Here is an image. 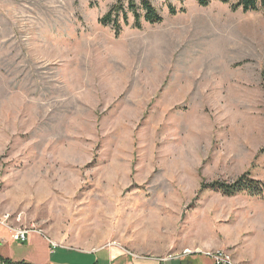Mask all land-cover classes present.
<instances>
[{
	"label": "rangeland",
	"instance_id": "374dc122",
	"mask_svg": "<svg viewBox=\"0 0 264 264\" xmlns=\"http://www.w3.org/2000/svg\"><path fill=\"white\" fill-rule=\"evenodd\" d=\"M149 1L0 0L1 257L264 264V9Z\"/></svg>",
	"mask_w": 264,
	"mask_h": 264
},
{
	"label": "trees",
	"instance_id": "16d2710c",
	"mask_svg": "<svg viewBox=\"0 0 264 264\" xmlns=\"http://www.w3.org/2000/svg\"><path fill=\"white\" fill-rule=\"evenodd\" d=\"M222 3H230L231 0H220ZM199 4L202 6L208 5V0H198ZM132 11L135 21L134 26L138 29L142 28L141 18L148 23H161L163 21V17L159 10L152 4L149 0H140V5L137 6L135 3H130L129 6ZM115 8V7H114ZM110 10L103 18L102 23L107 24L111 23L119 32L121 26L118 21V16L121 10L124 7L121 4H116V9ZM233 10L241 9L243 12L250 11H260L264 9V0H238L235 4L232 5ZM170 10L172 13H175V8L170 6ZM113 15H117L114 16ZM125 20L128 21L127 15H125ZM105 21V22H104ZM216 189L217 191L222 192L226 196H234L240 194L242 192H248L250 195H261L264 191V186L260 181H254L250 178L249 173L242 175L235 183L227 184L221 182H214L210 184L209 188ZM0 264H32L26 261H14L12 259L4 258L0 256Z\"/></svg>",
	"mask_w": 264,
	"mask_h": 264
},
{
	"label": "built area",
	"instance_id": "2783aa9c",
	"mask_svg": "<svg viewBox=\"0 0 264 264\" xmlns=\"http://www.w3.org/2000/svg\"><path fill=\"white\" fill-rule=\"evenodd\" d=\"M15 240L25 242L28 239L29 231L28 230H17L13 235Z\"/></svg>",
	"mask_w": 264,
	"mask_h": 264
}]
</instances>
